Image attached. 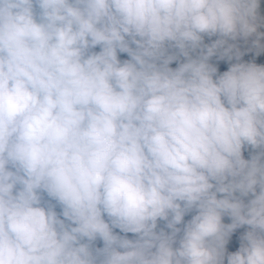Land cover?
Listing matches in <instances>:
<instances>
[{
  "label": "clouds",
  "instance_id": "1",
  "mask_svg": "<svg viewBox=\"0 0 264 264\" xmlns=\"http://www.w3.org/2000/svg\"><path fill=\"white\" fill-rule=\"evenodd\" d=\"M0 264H264V0H0Z\"/></svg>",
  "mask_w": 264,
  "mask_h": 264
},
{
  "label": "rangeland",
  "instance_id": "2",
  "mask_svg": "<svg viewBox=\"0 0 264 264\" xmlns=\"http://www.w3.org/2000/svg\"><path fill=\"white\" fill-rule=\"evenodd\" d=\"M225 66L224 65H222V70H223V68H224Z\"/></svg>",
  "mask_w": 264,
  "mask_h": 264
}]
</instances>
